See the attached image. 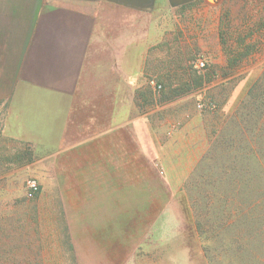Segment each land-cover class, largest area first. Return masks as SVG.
<instances>
[{
	"label": "crops",
	"instance_id": "crops-1",
	"mask_svg": "<svg viewBox=\"0 0 264 264\" xmlns=\"http://www.w3.org/2000/svg\"><path fill=\"white\" fill-rule=\"evenodd\" d=\"M222 1L0 0V136L45 152L23 215L67 234L71 256L168 210L159 149L174 130L151 66L221 50Z\"/></svg>",
	"mask_w": 264,
	"mask_h": 264
},
{
	"label": "rangeland",
	"instance_id": "rangeland-1",
	"mask_svg": "<svg viewBox=\"0 0 264 264\" xmlns=\"http://www.w3.org/2000/svg\"><path fill=\"white\" fill-rule=\"evenodd\" d=\"M222 4L227 25L221 50L159 58L160 64L151 66L152 76L162 85L156 100L168 103L158 118L174 130L159 149L161 170L168 178L160 183V194L169 206L158 225L143 233L115 234L119 239L111 240L110 248L101 247L107 242L97 234L85 256H71L67 234L50 232L49 226L34 225L23 215L31 199L26 196V182L35 180L40 188L39 162L45 152L0 136V264H258L254 256L261 255L253 247L239 249L236 243L216 238L202 244L188 199L195 194L192 182L201 173L207 180L214 178L213 172L230 164L237 142L250 137L248 117L256 115V108L242 109L241 103L256 80L262 77L264 84V0ZM197 60L205 63L201 71L193 67ZM162 62L181 72L162 70ZM146 96L152 97L147 89L145 100ZM3 110L0 103V122ZM200 182L205 181H196ZM206 191L214 192L209 187Z\"/></svg>",
	"mask_w": 264,
	"mask_h": 264
},
{
	"label": "trees",
	"instance_id": "trees-1",
	"mask_svg": "<svg viewBox=\"0 0 264 264\" xmlns=\"http://www.w3.org/2000/svg\"><path fill=\"white\" fill-rule=\"evenodd\" d=\"M260 78L241 103L242 109L256 108V115L248 117L250 137L237 142L230 164L213 172L214 178L207 180L201 173L196 181L205 182H192L196 196L188 199L202 244L216 238L236 243L239 249L253 247L261 255L254 260L264 264V84Z\"/></svg>",
	"mask_w": 264,
	"mask_h": 264
},
{
	"label": "built area",
	"instance_id": "built-area-1",
	"mask_svg": "<svg viewBox=\"0 0 264 264\" xmlns=\"http://www.w3.org/2000/svg\"><path fill=\"white\" fill-rule=\"evenodd\" d=\"M204 66H205V63L203 60H197L193 64V67L199 71H201L204 68ZM154 86L157 90L160 89V86H156L155 84H154ZM199 107L201 108L202 105L199 104ZM38 191H39V186L35 180H28L26 182V196L28 198H33L35 196V194H37Z\"/></svg>",
	"mask_w": 264,
	"mask_h": 264
}]
</instances>
